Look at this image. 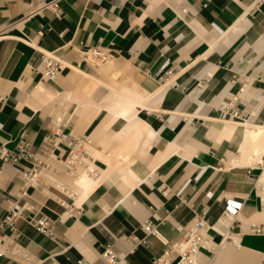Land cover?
I'll return each instance as SVG.
<instances>
[{"label":"crops","instance_id":"crops-1","mask_svg":"<svg viewBox=\"0 0 264 264\" xmlns=\"http://www.w3.org/2000/svg\"><path fill=\"white\" fill-rule=\"evenodd\" d=\"M52 1L0 0V149H15L21 136L36 149L60 114L67 130L92 139L102 166L94 162L93 181L70 179L72 198L53 184L30 189L33 208L16 223L30 259L0 256V264H107L105 247L127 252L133 235L145 242L129 263L154 264L197 216L222 231L230 197L242 202L231 231L241 226V245L212 228L208 244L218 247H204L197 264L264 261V234L247 232L264 222L254 187L264 161V0H57L59 15ZM92 49L113 58L94 71L82 52ZM44 51L63 64L52 79L40 72ZM224 101L245 119L221 116ZM28 166L0 158V220ZM41 216L57 241L34 227ZM149 218L165 242L142 230Z\"/></svg>","mask_w":264,"mask_h":264},{"label":"built area","instance_id":"built-area-1","mask_svg":"<svg viewBox=\"0 0 264 264\" xmlns=\"http://www.w3.org/2000/svg\"><path fill=\"white\" fill-rule=\"evenodd\" d=\"M56 15L61 13L57 0L49 3ZM91 51L101 60L106 61L112 58V54L100 50H83L84 58L89 57L88 52ZM63 68L62 61L52 52L41 53V69L43 79H52L56 77ZM38 69V68H37ZM264 80V76H259ZM220 114L223 117H231L236 120H244L243 111L234 105L231 101H224L220 107ZM92 139L87 135H75L67 130L66 122L63 117L54 114L50 118V124L46 135L36 149H33L32 143L27 141L23 136L20 137L17 147L13 150L2 146L0 149V158L3 163L17 162L20 159H26L30 162V166L23 170V182L20 190L8 207V211L0 220V256L20 255L24 259H30V252L24 248L19 242L20 232L16 226L19 218H24L27 212L33 208L29 199L30 189H39L44 191L50 184L64 191L67 197L72 198L77 195L73 190L70 179L79 177L82 174L97 176L99 170L92 167V162H96L91 153ZM259 173L255 178L254 187L256 194L260 200L261 210L264 212V161H260ZM251 172V171H249ZM64 174L68 180L60 177ZM163 194H168L169 189L161 186ZM61 204L68 207L66 200H62ZM242 206V202L235 198H228L223 215L220 219L223 230L220 231L213 228L203 216L194 218L192 224L184 230L183 236L171 248L166 250L162 256L153 259L154 264H195L202 249L208 248L211 252L218 246L208 244L209 231L214 229L221 233L224 241L240 246L241 242L238 236L242 234L241 226L239 232L235 236L231 231L236 226V217ZM34 227L49 236L52 240L57 241V235L52 220L46 216L31 218ZM142 230L146 235L152 234L165 242L164 237L158 229V223L154 218L146 219L141 224ZM247 232L254 235L264 234V222L252 221L247 224ZM145 237L133 235L128 243V251L121 252L108 244L102 252V258L107 264H130L128 255L134 252L140 245L144 244ZM178 255L175 263L172 256ZM80 264H91L88 261L81 260ZM259 264H264L261 261Z\"/></svg>","mask_w":264,"mask_h":264},{"label":"rangeland","instance_id":"rangeland-1","mask_svg":"<svg viewBox=\"0 0 264 264\" xmlns=\"http://www.w3.org/2000/svg\"><path fill=\"white\" fill-rule=\"evenodd\" d=\"M93 58H94V60H90L89 64L91 65V67L93 68L94 71H97V68L101 63H105L107 61V60L103 61L95 55L93 56ZM112 58H110V59H112ZM92 63H94V64H92ZM125 71H126V68H125ZM105 90H106V88L103 85L99 84L97 86V88L94 90L93 96L98 99L103 94V92H105ZM96 148L102 149V147L99 144H96ZM96 163L101 165L98 161H96Z\"/></svg>","mask_w":264,"mask_h":264},{"label":"bare ground","instance_id":"bare-ground-1","mask_svg":"<svg viewBox=\"0 0 264 264\" xmlns=\"http://www.w3.org/2000/svg\"><path fill=\"white\" fill-rule=\"evenodd\" d=\"M88 54H89V56H94V53L91 52V51H89ZM108 60H110V59H108ZM108 60H107V61H108ZM58 115H60V114H58ZM60 116H62V115H60ZM62 117H63V116H62ZM229 118H231V117H229ZM231 119H233V118H231ZM234 120H236V119H234ZM262 133H264V129H260V128H259L258 131H257V134H259L258 136H260ZM92 167L97 168V167L95 166L94 162H92ZM97 169H98V168H97ZM98 170H99V169H98ZM99 173H100V171H99ZM99 173H98V175H99ZM98 175H97V176H92V175L82 174V175H80L79 177L74 178V180L79 181V180L83 179V180H86V181H93V180H95V179L98 177ZM197 262H198V259H197V261L195 262V264H197Z\"/></svg>","mask_w":264,"mask_h":264}]
</instances>
